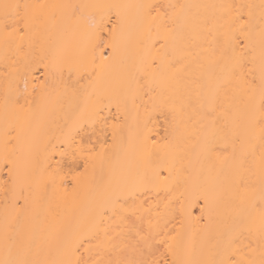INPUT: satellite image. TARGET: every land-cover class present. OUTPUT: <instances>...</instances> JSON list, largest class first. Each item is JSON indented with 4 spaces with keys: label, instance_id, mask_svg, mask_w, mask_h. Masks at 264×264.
I'll return each instance as SVG.
<instances>
[{
    "label": "bare ground",
    "instance_id": "6f19581e",
    "mask_svg": "<svg viewBox=\"0 0 264 264\" xmlns=\"http://www.w3.org/2000/svg\"><path fill=\"white\" fill-rule=\"evenodd\" d=\"M262 69L264 0H0V261L260 264Z\"/></svg>",
    "mask_w": 264,
    "mask_h": 264
},
{
    "label": "snow or ice",
    "instance_id": "6c2138e0",
    "mask_svg": "<svg viewBox=\"0 0 264 264\" xmlns=\"http://www.w3.org/2000/svg\"><path fill=\"white\" fill-rule=\"evenodd\" d=\"M4 12V19H5V26H10L8 21L10 19H15L16 17H20V19H23V17L20 16V13L23 9H26L28 6L24 5H18V4H4L3 6ZM105 46V40L103 36V26L101 25L100 28L97 30V32L94 34V50L95 48H103ZM104 53L100 52V55L102 56ZM261 105H260V115L255 120V123L259 125L260 127V133L262 139H264V69H262L261 72ZM5 166H7L10 161L7 157H5L4 160ZM262 259L260 260V264H264V251L261 253ZM0 264H43L41 261H35L28 258H15V259H5L0 261ZM76 264H88V261H77ZM107 264H113V262L109 261ZM121 264H135V262L127 261V262H121ZM220 264H246L244 261H235L233 262L231 258L226 261H221Z\"/></svg>",
    "mask_w": 264,
    "mask_h": 264
}]
</instances>
